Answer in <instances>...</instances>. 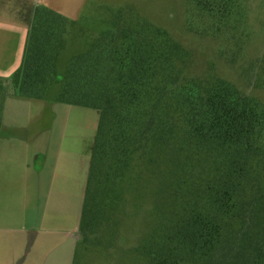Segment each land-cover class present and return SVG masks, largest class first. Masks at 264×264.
I'll return each mask as SVG.
<instances>
[{
  "label": "trees",
  "instance_id": "16d2710c",
  "mask_svg": "<svg viewBox=\"0 0 264 264\" xmlns=\"http://www.w3.org/2000/svg\"><path fill=\"white\" fill-rule=\"evenodd\" d=\"M187 1L241 39L248 0ZM76 22L34 6L22 61L0 79V117L7 87L37 100L54 87L98 112L73 264L90 247L118 257L131 214H145L131 264H264V99L196 72L190 49L122 9L59 70Z\"/></svg>",
  "mask_w": 264,
  "mask_h": 264
},
{
  "label": "crops",
  "instance_id": "0c3cea01",
  "mask_svg": "<svg viewBox=\"0 0 264 264\" xmlns=\"http://www.w3.org/2000/svg\"><path fill=\"white\" fill-rule=\"evenodd\" d=\"M40 4L76 21L86 0H0V79L8 80L19 67L33 8ZM5 97L0 264H73L88 169L79 167V156H71L62 141L50 143L48 129L41 131L39 114L50 111L47 100L17 98L11 92ZM64 138L65 132L56 133L55 139Z\"/></svg>",
  "mask_w": 264,
  "mask_h": 264
},
{
  "label": "rangeland",
  "instance_id": "374dc122",
  "mask_svg": "<svg viewBox=\"0 0 264 264\" xmlns=\"http://www.w3.org/2000/svg\"><path fill=\"white\" fill-rule=\"evenodd\" d=\"M120 9L166 29L192 51L196 72L215 70L247 92L264 99V0H248V13L244 27H241L240 40H230L222 30L216 31L210 20L194 11L187 0H86L82 16L75 25L68 27L66 47L59 57L58 69L63 70L72 55L86 49L90 36L103 30L105 23ZM9 90L7 87V93ZM55 91L53 87L49 92L47 102L50 111L40 110L41 131L48 129L50 143L62 141L64 149L70 147L71 156H79L76 161L79 167L89 170L98 112L56 102ZM7 97L8 100L13 98ZM60 132H65V138L55 139L56 133ZM124 218L120 227L123 249L120 247L119 250L122 253L116 257L90 247L79 252L82 264L132 263L125 251L135 247L143 230L145 214H131Z\"/></svg>",
  "mask_w": 264,
  "mask_h": 264
}]
</instances>
